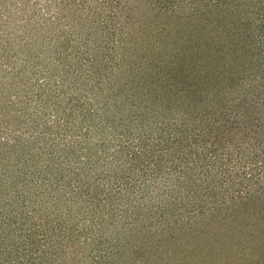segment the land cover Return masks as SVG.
<instances>
[{"label": "trees", "instance_id": "obj_1", "mask_svg": "<svg viewBox=\"0 0 264 264\" xmlns=\"http://www.w3.org/2000/svg\"><path fill=\"white\" fill-rule=\"evenodd\" d=\"M195 10L197 36L183 37L170 60L178 58L176 64L164 61L146 71L141 104L128 97L108 101L110 111H130L127 120L113 121L125 127L120 144L135 140L137 145L130 154L128 145L119 147L112 168L104 167L109 162L98 160L100 155L91 159L92 153L85 152L82 141L87 146L89 137L80 131L83 117L74 121L80 125L66 122L79 116V91L67 93L64 103H49L47 93L57 85L41 81L34 86L27 78L34 88L22 89L23 98L15 91L16 100L7 99L10 107L21 105L18 111L38 108L56 134L73 140L57 144L51 136L44 156V139L36 151L26 148L23 137L0 141V264H119L126 249L138 260L163 240L173 248V260L182 257L183 264L196 261L197 254L205 259L196 264H264V0H214ZM52 93L62 97L60 91ZM32 101L36 103L30 106ZM1 109L2 102L0 128L30 129L31 142L42 138L40 129L34 131L40 123L49 125L37 115L15 121L13 114L3 122ZM72 126H79L80 133L68 135ZM131 126L135 134L129 132ZM209 154L215 164L202 171ZM239 160L244 167L231 168ZM171 171L191 177L185 185L173 186L161 205L178 210L180 217H173L176 226L164 230L165 238L157 244L153 231L139 235L127 226L139 212L132 193L141 198L155 179L163 185L170 181ZM129 201L133 205L123 209ZM117 207L123 210L117 212ZM192 222H197L194 227ZM233 227L238 234L231 232ZM191 234L200 244L188 242ZM151 235L153 242L147 240ZM139 237L141 248L130 247Z\"/></svg>", "mask_w": 264, "mask_h": 264}, {"label": "rangeland", "instance_id": "obj_2", "mask_svg": "<svg viewBox=\"0 0 264 264\" xmlns=\"http://www.w3.org/2000/svg\"><path fill=\"white\" fill-rule=\"evenodd\" d=\"M0 1V102H2L3 122L13 114L17 116L15 121L20 117L33 119L35 115H37V120L40 121V118L43 117L42 120L47 121V118L42 116L39 110H36L38 109L36 107H25L26 110L20 109L18 111L17 107L21 105L16 102L10 107V103L6 101L7 99L16 100L13 96L15 91H19L20 97L23 98L25 90L22 89L34 88L35 83L37 86L39 83L41 85L43 81L50 86L55 84L57 87L53 90L54 93L58 94L60 91L59 96L62 97L55 98L51 95L52 92L47 93L49 103H53L55 100L64 103L67 93L79 91L81 93L79 116L73 119L69 117L66 122L80 125L79 122L74 121L83 117L82 130H79L82 132L86 130L85 132L88 133L89 137L87 146L82 141L85 152L87 154L92 153L91 159L100 155L98 159L100 161L110 163L112 160V164H104V167L111 166V168L114 167V162H117L113 156L119 147L125 146L126 148L128 145L130 154L131 150H136L137 145L135 140H133L135 144L129 142L125 145L120 144L122 137L126 138L124 136L125 127L123 123H113V121L127 120L130 111L128 109L118 113L110 111L109 107L111 108L112 105H109L108 101L117 96L119 100L123 97H128L129 101L138 99L137 104H141L142 93L147 88L143 83L146 71L148 69L155 70L160 62L166 61L167 65L178 62V58H175L173 62L170 60L174 57L173 54L178 49V45L182 43L183 37L188 35L193 39L197 36V21L194 20L195 17L193 16L197 12L195 9L208 6L214 2V0ZM4 5L5 7H3ZM193 21L196 24H193ZM27 58L31 59V62L27 61ZM27 78L31 80L34 86L27 84L29 83L26 81ZM60 81L64 83L65 87L60 84ZM98 83L100 87L96 88L95 84ZM91 87H95L96 96L91 97L90 92L94 91V88ZM94 98H97V103L92 101ZM35 103L36 101H32L30 106ZM123 105L126 106V104ZM24 106L29 105L25 104ZM111 113L113 114L111 115ZM54 116L55 114L51 118ZM93 121L94 123L89 126ZM47 122L49 125L40 123L35 128L34 131L39 132L37 129H40L43 132H40L42 138L37 142L34 140L31 142L29 136L32 130L30 129L24 133L5 127L0 128V141L9 143L8 141L13 136L18 139L23 137L24 140L21 142L27 145L26 148L36 151L37 145L42 143L44 139V145L40 151L41 156H44L46 149H50L51 136L54 137V141L57 140V144H64L63 141L66 139L73 140L70 136L64 137V135L56 134L55 128L50 126L52 121L48 120ZM71 128L73 130L66 132L67 134L80 133L77 130L80 128L79 126H72ZM13 132L14 134H12ZM129 132L135 134L137 131L131 126ZM76 136L82 138L81 135ZM232 140L237 141L233 136ZM95 148L97 149L95 150ZM81 157H85V154H81ZM29 160L31 161V159ZM207 160L206 167L202 171L211 169L215 164V161L209 162V160H215L212 154ZM120 161L122 162V159ZM243 164L244 160L242 162L239 160L238 164L231 168L239 169L244 167L241 166ZM21 166L23 167V165ZM174 171L178 172V169ZM105 172H107L106 168ZM176 172L172 173L171 171V179L166 181L164 185L162 180L155 179L157 183L150 187L149 192L143 193L141 198L139 193H132L135 196L134 199L138 201L139 212L134 214V217H138L137 220H132L135 222L127 226L139 235L145 231H153L157 239L154 235L147 236L149 238L147 240L150 242H153L155 238L156 243H160L159 239L165 238L166 233L163 231L176 226L173 224V217H180L178 210L170 212L171 209L168 207V209H162L165 198H168L170 194L169 190L173 186L177 189L180 184L185 185L188 177H191ZM162 175L164 174L162 173ZM195 175L193 176L195 177ZM177 179L179 182H176ZM171 192L174 193V191ZM133 203L132 201L127 202L123 209L133 205ZM117 208L115 209L117 212L123 210L120 207ZM256 213V215H260L259 208L256 209ZM62 217L68 219L64 214ZM196 223L192 222L191 227H194L193 224ZM261 224L258 225V234L260 235L263 233L260 230ZM200 227L201 225L198 226V228ZM118 229V226L113 230L109 228L107 233L110 230L114 233ZM176 229H173L174 234ZM236 229L233 227L231 232L238 234ZM239 235L241 234L239 233ZM143 238L145 239L146 236ZM194 238H196L194 234H191L189 237L191 241L188 240V242L192 243L193 241L197 245L200 244ZM140 240L141 237L135 240L133 244L131 242L129 246H138L140 249ZM188 247L191 248L189 245ZM202 256L204 255L202 254ZM195 258L197 260L191 264L204 261L205 256L201 257L197 254ZM116 262L119 264H129L128 262L134 264H176V262L183 264L184 261L182 257L176 261L173 260V248L170 245L166 246L163 240L156 250L146 252V255L138 258V260L134 256H130V249H126L119 257V261Z\"/></svg>", "mask_w": 264, "mask_h": 264}]
</instances>
